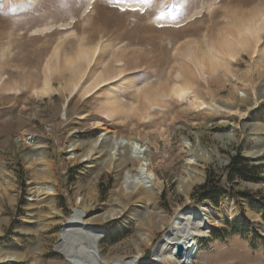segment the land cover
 Listing matches in <instances>:
<instances>
[{"label":"rangeland","instance_id":"374dc122","mask_svg":"<svg viewBox=\"0 0 264 264\" xmlns=\"http://www.w3.org/2000/svg\"><path fill=\"white\" fill-rule=\"evenodd\" d=\"M258 122L264 124V0H0V166L15 181L6 185L0 174V247L28 252L40 241L46 264H63L56 231L77 201L95 214L124 204L125 194L112 196L118 171L104 169L98 153L86 155L107 132L148 144L156 185H164L159 209L170 216L187 201L179 188L191 151L185 140L214 151L190 204H212L225 221L200 239L192 264H264V186L251 185L264 183V152L250 159L264 141ZM26 134L45 140L50 170ZM234 155L256 165L260 179H230ZM94 179L98 201L90 205ZM47 180L57 184L62 214L49 231L26 232L25 224L48 217L49 206L37 212L31 204L34 187ZM228 198L241 216L222 208ZM150 208L133 201L105 221L104 257L137 254L141 230L131 215L158 219ZM163 233L155 229L142 253Z\"/></svg>","mask_w":264,"mask_h":264},{"label":"bare ground","instance_id":"6f19581e","mask_svg":"<svg viewBox=\"0 0 264 264\" xmlns=\"http://www.w3.org/2000/svg\"><path fill=\"white\" fill-rule=\"evenodd\" d=\"M176 93L179 96H185L187 94L186 91ZM245 95L247 96L248 94L245 93ZM259 131H264V124L261 122H258L256 127V132ZM25 140L36 149V154L38 155L36 158L45 164L42 169L44 171L45 169H49L47 168V159L44 150L46 145L45 140L38 136H30L29 138L27 134ZM260 140L261 138L258 136V141ZM184 143L191 151L186 162L187 176L182 175L179 188L185 194L187 201L174 216H170L159 209V200L164 185H156L155 172L150 168L151 156L149 152L151 149L148 144L140 143L133 136L119 137L114 133L107 132L93 139L86 155L90 157L98 153V155L103 156L102 163L104 169L118 171L116 173L118 182L112 191V196L119 197V195L125 194L122 198L123 201H120L124 202V204L95 214L89 211V208H87L89 206L84 199H81L79 202L77 201V206L70 217H66L63 222V227L56 231V251L62 263L114 264V262H120L121 264H140L139 260L143 256L142 243L152 245L155 229L164 228L162 238L152 246L151 260L158 264H192L193 260L190 263L187 262L186 254L183 256L177 255L176 241H182L186 252L196 255L200 239L208 237L214 227L225 221V217L212 204H190L191 189L194 184L204 180L205 172L203 168L207 162L212 160L214 151L212 152L207 147H203L199 139H196L195 142L185 140ZM262 143L263 145L257 146V149L251 153L250 159L256 161L258 155L264 152V141ZM76 144L77 139H73L70 154L74 160L79 158V154L75 151ZM129 162L134 163L133 168L128 166ZM0 174L4 177V184L15 187L13 175L6 167L0 166ZM95 183L96 181L94 179L89 185L91 193L90 205L98 201V190ZM251 185L258 187L261 185L264 186V183H253ZM33 191L34 202L31 204L35 206V211L40 212L49 206L50 212L48 213V217L38 224H25L24 230L26 232L33 231L40 234L44 231H49L53 226H57L56 217L62 214V210L56 202L57 184L54 180H47L40 183L34 187ZM118 197L115 199L119 200L120 197ZM11 198L12 200L16 199V195L13 192ZM133 201L151 207L150 209L154 210L158 219L145 223L139 221L137 214H132L130 220L134 223L137 222L141 230V241L137 242V254L132 257L117 256L106 258L100 249L101 240L106 235L107 227L105 221L120 216L125 211L127 205ZM222 208L227 214L241 216V212L235 206L232 198L223 200ZM251 216L252 218L261 219V214L258 211H253ZM1 223L2 218H0V233L2 232ZM102 229L105 230L104 235H100ZM170 229H173V232L167 235ZM45 258L46 255L41 247L40 241H37L28 252L19 250L16 247H0V264H14L16 262L20 264H46Z\"/></svg>","mask_w":264,"mask_h":264},{"label":"trees","instance_id":"16d2710c","mask_svg":"<svg viewBox=\"0 0 264 264\" xmlns=\"http://www.w3.org/2000/svg\"><path fill=\"white\" fill-rule=\"evenodd\" d=\"M227 168L229 171L230 179H233L235 176H241L246 179H255V180L260 179L257 166L243 161L240 155H234L230 163L228 164ZM206 187L207 185L202 186V188H206ZM210 192L212 191H209L207 194H210ZM214 235L216 237L222 236L220 233L217 232H215Z\"/></svg>","mask_w":264,"mask_h":264},{"label":"water","instance_id":"95a60500","mask_svg":"<svg viewBox=\"0 0 264 264\" xmlns=\"http://www.w3.org/2000/svg\"><path fill=\"white\" fill-rule=\"evenodd\" d=\"M173 232V229H170L168 234H171ZM105 234V230L102 229L100 235H104ZM184 243L182 241H176V253L178 256H183L186 254V258H187V262L190 263L193 259L194 253H188L186 252L185 248H184ZM152 253V249L148 250L146 253L143 254V256L141 257V259L139 260L140 264H158L157 262H153V260H151L150 255ZM132 257V256H130ZM114 264H121L120 262H114Z\"/></svg>","mask_w":264,"mask_h":264},{"label":"built area","instance_id":"2783aa9c","mask_svg":"<svg viewBox=\"0 0 264 264\" xmlns=\"http://www.w3.org/2000/svg\"><path fill=\"white\" fill-rule=\"evenodd\" d=\"M198 247H199V243H198Z\"/></svg>","mask_w":264,"mask_h":264}]
</instances>
